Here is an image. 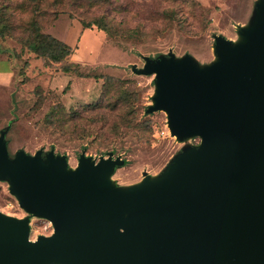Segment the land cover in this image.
Returning a JSON list of instances; mask_svg holds the SVG:
<instances>
[{"label": "water", "instance_id": "water-1", "mask_svg": "<svg viewBox=\"0 0 264 264\" xmlns=\"http://www.w3.org/2000/svg\"><path fill=\"white\" fill-rule=\"evenodd\" d=\"M244 45L214 36L219 59L198 69L147 58L171 135L197 137L159 182L122 195L108 177L119 157L77 168L53 151L22 150L9 160L0 132V179L49 236L29 239V220L0 214V264H264V0L253 10Z\"/></svg>", "mask_w": 264, "mask_h": 264}, {"label": "rangeland", "instance_id": "rangeland-1", "mask_svg": "<svg viewBox=\"0 0 264 264\" xmlns=\"http://www.w3.org/2000/svg\"><path fill=\"white\" fill-rule=\"evenodd\" d=\"M71 1L37 0L36 5L45 14L43 24L45 27L51 24L45 32L74 49L70 61L79 64L83 72L108 73L134 80L138 91V100L134 103L137 119L149 121V129L141 126L118 138L109 129V123L103 122L95 127L96 135L85 140L53 135L41 125L51 103L46 100L39 110L29 111L35 100L31 91L36 86L54 90L66 109L78 108L98 99L101 82L52 72L32 55L22 53L17 42L6 37L0 39V130L10 127L6 136L9 160L19 150L32 156L39 150H52L54 155L65 157L66 170L73 171L82 152L94 163L113 152L112 159L119 157L123 164L111 171L108 180L112 189L126 195L145 179L159 182L180 155L193 153L200 144L197 137L179 140L171 135L165 112L146 113L157 96L155 74L143 75L136 71L143 70L147 58L180 62L185 55H190L198 69L218 63L213 35L223 37L234 46L244 45L246 39L242 30L248 29L260 0H196L187 4L171 0H111V4L92 6L85 1L73 6ZM21 2L24 8L19 9L17 6ZM0 5L5 7L6 17L14 27L31 17L34 6L26 0H0ZM154 12L163 15L154 19ZM52 14L57 18L53 19ZM98 16L113 18L126 27L139 28L152 35L125 42L118 38L107 39L96 28L82 29L80 18ZM13 31V37L17 36ZM18 52L23 55L22 59L15 60ZM26 60L29 62L28 81L22 84L19 73ZM68 82L69 89L63 93ZM0 214L15 219L27 218L30 240L52 233L48 221L31 217L18 205L10 193L7 178L0 179Z\"/></svg>", "mask_w": 264, "mask_h": 264}, {"label": "trees", "instance_id": "trees-1", "mask_svg": "<svg viewBox=\"0 0 264 264\" xmlns=\"http://www.w3.org/2000/svg\"><path fill=\"white\" fill-rule=\"evenodd\" d=\"M26 1L29 5H34L30 11L31 17L16 27L12 26L6 17L5 7L0 5V39L12 38L20 46L22 53L32 55L40 61L43 67L52 72L72 75L78 78H92L101 82V91L97 100L78 108L69 107L68 109L65 108L54 90H44L40 86H36L31 91V95L35 100L29 111L35 112L39 110L46 100L51 103L47 113L41 120L42 127L53 135L69 136L80 140L94 137L96 135L95 127L103 122L109 123V129L115 135L114 137L118 138L134 132L141 126L149 129V121L139 122L137 119L134 105L138 100L137 83L134 80L122 79L108 73L94 74L83 72L79 64L70 61V57L74 54V49L45 32L46 28L51 24L46 25V27L43 24L45 14L41 13L38 5H36L37 0ZM82 1L87 2L90 6L111 4V0H72L71 2L73 6H79ZM171 1H179L186 4L196 2V0ZM17 7L19 9L24 8V4L21 2ZM162 15L161 12L152 13L154 19H159ZM51 16L53 19L57 18L56 14ZM79 23L82 29L90 30L96 28L110 40L118 38L126 42L152 35L139 28L126 27L122 22H116L113 18H108L107 16L80 18ZM13 30L18 33L15 37H13ZM214 36L216 35H213V42ZM22 56L19 52L15 53V60L22 59ZM28 68L29 62L26 60L19 73L22 76V84L28 81L26 76ZM69 86L70 82L67 83L62 92L66 93ZM109 115L114 118L112 120L106 119ZM9 129L10 127L6 126L0 130V132L7 130L5 134L6 143ZM14 154L10 155L11 158Z\"/></svg>", "mask_w": 264, "mask_h": 264}]
</instances>
